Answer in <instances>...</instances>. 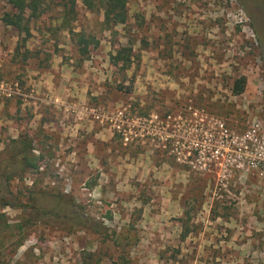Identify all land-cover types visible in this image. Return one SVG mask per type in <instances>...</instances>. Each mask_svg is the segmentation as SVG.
<instances>
[{
	"label": "rangeland",
	"instance_id": "1",
	"mask_svg": "<svg viewBox=\"0 0 264 264\" xmlns=\"http://www.w3.org/2000/svg\"><path fill=\"white\" fill-rule=\"evenodd\" d=\"M40 2L24 41L0 0V264H264V0Z\"/></svg>",
	"mask_w": 264,
	"mask_h": 264
},
{
	"label": "trees",
	"instance_id": "2",
	"mask_svg": "<svg viewBox=\"0 0 264 264\" xmlns=\"http://www.w3.org/2000/svg\"><path fill=\"white\" fill-rule=\"evenodd\" d=\"M10 3L15 10L14 13L5 14L3 20L7 26L14 27L21 35L26 34L24 41L27 37L31 36L30 23L33 19L39 18L43 9L41 8L40 0H10ZM86 5L93 9L96 6L100 7L103 11L104 22L106 28L111 29L120 24L126 22L128 17V0H86ZM68 6L66 5V8ZM64 21H67L69 15L73 13V8L65 9ZM80 36V43L88 45V40L85 37ZM128 48L122 49L115 57L116 63H123V68H128L131 65V58L128 57L123 51ZM246 84L245 79L237 81L234 87L235 94H241ZM18 145V146H17ZM14 152L13 157L10 158L7 170H10V174H14L18 169L25 167L36 168V164L31 159V154L34 150L33 141L26 139L25 141H15L12 147ZM1 190V185H0ZM0 191V202L5 199V194Z\"/></svg>",
	"mask_w": 264,
	"mask_h": 264
},
{
	"label": "built area",
	"instance_id": "3",
	"mask_svg": "<svg viewBox=\"0 0 264 264\" xmlns=\"http://www.w3.org/2000/svg\"><path fill=\"white\" fill-rule=\"evenodd\" d=\"M123 112L118 111V116ZM243 143L239 147L242 161L249 160V169L258 172L264 179V129L261 124L255 123L242 137Z\"/></svg>",
	"mask_w": 264,
	"mask_h": 264
}]
</instances>
